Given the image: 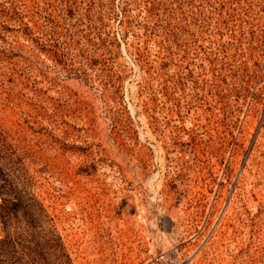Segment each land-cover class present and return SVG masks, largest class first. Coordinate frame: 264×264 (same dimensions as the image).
<instances>
[{"label": "rangeland", "instance_id": "rangeland-1", "mask_svg": "<svg viewBox=\"0 0 264 264\" xmlns=\"http://www.w3.org/2000/svg\"><path fill=\"white\" fill-rule=\"evenodd\" d=\"M0 154L6 262L264 264V0H0Z\"/></svg>", "mask_w": 264, "mask_h": 264}, {"label": "trees", "instance_id": "trees-1", "mask_svg": "<svg viewBox=\"0 0 264 264\" xmlns=\"http://www.w3.org/2000/svg\"><path fill=\"white\" fill-rule=\"evenodd\" d=\"M0 198V221L3 232L5 237H17L14 241H19L20 237H23L24 225L34 226L39 219L42 217L46 219L48 216L38 198L32 193L27 174L16 166L13 158L6 154H0ZM6 239L0 242V264H37L40 259L47 264L46 258L38 257L36 252L30 256L25 255L27 248L22 247L18 250L17 245L13 248L14 255L9 260L11 262H6L3 259L8 248L5 244ZM30 250L33 251V249ZM62 250L60 248L51 255L55 261L54 264H70Z\"/></svg>", "mask_w": 264, "mask_h": 264}]
</instances>
